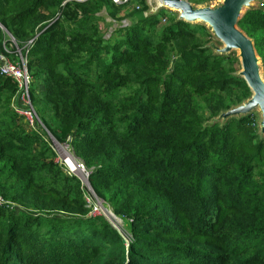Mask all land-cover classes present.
Masks as SVG:
<instances>
[{
  "label": "trees",
  "instance_id": "trees-1",
  "mask_svg": "<svg viewBox=\"0 0 264 264\" xmlns=\"http://www.w3.org/2000/svg\"><path fill=\"white\" fill-rule=\"evenodd\" d=\"M148 9L0 0L41 121L28 125L17 82L0 75V264H264V137L252 111L211 121L251 95L238 58L206 47L203 24ZM101 11L130 23L104 37ZM237 25L264 78V2ZM52 137L79 159L90 190ZM94 196L126 232L92 213Z\"/></svg>",
  "mask_w": 264,
  "mask_h": 264
},
{
  "label": "water",
  "instance_id": "water-1",
  "mask_svg": "<svg viewBox=\"0 0 264 264\" xmlns=\"http://www.w3.org/2000/svg\"><path fill=\"white\" fill-rule=\"evenodd\" d=\"M157 2L158 4L153 7L149 6L145 13L155 12L158 8H167L179 13L178 18L186 22L191 23L198 19L197 21L206 23L210 31H213L222 42V47L218 48L217 52L230 53L232 50H237L241 65L237 75L245 80L251 95L240 104L221 111L217 118L225 119L232 115L247 114L258 108L262 117L260 133H264V78L261 75V61L255 51L253 40L237 25L245 7L253 8V2L262 4L264 0H221L215 6L194 5L189 0H158ZM52 141L58 144L53 137ZM85 183L89 187L87 176Z\"/></svg>",
  "mask_w": 264,
  "mask_h": 264
},
{
  "label": "rangeland",
  "instance_id": "rangeland-1",
  "mask_svg": "<svg viewBox=\"0 0 264 264\" xmlns=\"http://www.w3.org/2000/svg\"><path fill=\"white\" fill-rule=\"evenodd\" d=\"M148 5L151 7L155 6L158 4V0H146ZM221 2V0H212V1H209V4L211 6H215L217 4H219ZM199 5V4H198ZM253 6H256V5H259V3H256V2H253L252 3ZM247 9V7H245L243 9V12ZM173 10V9H171ZM104 17H105V21L106 22H110V24L108 26L105 27V22L103 21H99V26L101 28L102 31H104V37H108L110 35V33L116 28V27H119V26H124V25H127L130 23V20L129 19H121V20H113L111 18H109L104 11H101L100 12ZM179 14V13H178ZM179 16V15H178ZM193 24H203L206 29L208 30V32L210 33V29H208V25L205 23H202L201 21H195V22H191ZM4 28L2 26H0V30L2 32V41L3 39H5L7 41V33L3 30ZM4 31V32H3ZM211 37L206 41V44L205 46L206 47H209L212 52L214 53H217V54H228V53H219L217 52V49L218 48H221L222 47V42L213 34V31H211ZM231 52H234L235 53V56L237 57V50H232ZM238 58V57H237ZM235 66V65H234ZM236 71L234 73L238 74V71L240 70V61L238 59V62L236 63ZM261 75L263 76L262 74V68H261ZM252 112L254 113V119L256 121V126H257V129H258V132L259 134H261L262 137H264V133H260V122H261V113L259 111L258 108H255L254 110H252ZM40 115H41V111L38 112ZM47 119L50 118V116L46 115ZM217 120V116L215 118H213L211 121L213 120ZM222 119H218V121H221ZM54 150L56 151V154H57V159L60 160L62 163H64L65 166H68L66 163H65V157H64V154L61 152V149H63L65 151V153H67L68 155L72 156L75 161L78 163V165L82 168V172L81 173H78L75 174L78 176V177H81L82 179V183L86 186V183H85V178L87 176V172L85 171L84 167H82L80 165V161L77 157L74 156L73 153H71L70 149H69V146L67 144H57V145H54ZM67 169L69 170L70 168L67 167ZM69 171L72 172V170L70 169ZM87 199V198H86ZM89 202V206H90V209L92 210V207L95 205L96 208H97V213L96 214H102L113 226H116L118 227L119 230H121L123 233L126 232V225L123 223V221L115 216L112 212V209L109 205L103 203L100 199L96 198L94 196V200L91 202V201H88ZM125 228V230H124Z\"/></svg>",
  "mask_w": 264,
  "mask_h": 264
},
{
  "label": "built area",
  "instance_id": "built-area-1",
  "mask_svg": "<svg viewBox=\"0 0 264 264\" xmlns=\"http://www.w3.org/2000/svg\"><path fill=\"white\" fill-rule=\"evenodd\" d=\"M81 1V0H78ZM118 4L128 2L129 0H112ZM137 7V6H136ZM4 30V29H3ZM7 41L3 39L0 47V75L10 76L17 82L21 99L26 103V108L19 110L25 116V119L30 127L35 124H41L37 112L33 108L29 99L28 87L30 76L26 67V57L22 55L21 48L17 45L14 38L6 31ZM18 56V60L11 59L10 55ZM82 166V165H81ZM83 167V166H82ZM89 189V187H87ZM90 190V189H89ZM88 199V198H87ZM7 202L0 196V204ZM92 213H97V208L92 207Z\"/></svg>",
  "mask_w": 264,
  "mask_h": 264
},
{
  "label": "bare ground",
  "instance_id": "bare-ground-1",
  "mask_svg": "<svg viewBox=\"0 0 264 264\" xmlns=\"http://www.w3.org/2000/svg\"><path fill=\"white\" fill-rule=\"evenodd\" d=\"M197 20L198 19H196L195 21H197ZM61 152L64 154L65 163L68 165L67 167H69L76 174L81 173L82 168L78 165V163L75 161V159L72 156L65 153V151L63 149H61Z\"/></svg>",
  "mask_w": 264,
  "mask_h": 264
}]
</instances>
